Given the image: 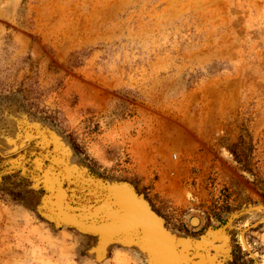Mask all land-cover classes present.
<instances>
[{
	"label": "rangeland",
	"instance_id": "rangeland-1",
	"mask_svg": "<svg viewBox=\"0 0 264 264\" xmlns=\"http://www.w3.org/2000/svg\"><path fill=\"white\" fill-rule=\"evenodd\" d=\"M0 160V264H264V0H0Z\"/></svg>",
	"mask_w": 264,
	"mask_h": 264
},
{
	"label": "crops",
	"instance_id": "crops-1",
	"mask_svg": "<svg viewBox=\"0 0 264 264\" xmlns=\"http://www.w3.org/2000/svg\"><path fill=\"white\" fill-rule=\"evenodd\" d=\"M135 209V208H134ZM132 209V210H134ZM142 219H140V221H137V224L136 226H138V228H141L143 234L147 237V236H150V233L148 232L147 230V221H143V219H145V216H141ZM152 235V234H151Z\"/></svg>",
	"mask_w": 264,
	"mask_h": 264
},
{
	"label": "trees",
	"instance_id": "trees-1",
	"mask_svg": "<svg viewBox=\"0 0 264 264\" xmlns=\"http://www.w3.org/2000/svg\"><path fill=\"white\" fill-rule=\"evenodd\" d=\"M1 162H3V161L0 160V179L7 175L6 173H3V172H4V171H3V168H4V167H8V164H6V165H4V166H3V165L1 166ZM5 172H6V171H5Z\"/></svg>",
	"mask_w": 264,
	"mask_h": 264
},
{
	"label": "bare ground",
	"instance_id": "bare-ground-1",
	"mask_svg": "<svg viewBox=\"0 0 264 264\" xmlns=\"http://www.w3.org/2000/svg\"><path fill=\"white\" fill-rule=\"evenodd\" d=\"M198 222V219H193V223H197Z\"/></svg>",
	"mask_w": 264,
	"mask_h": 264
}]
</instances>
